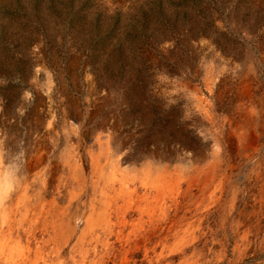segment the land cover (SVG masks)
Masks as SVG:
<instances>
[{"label": "rangeland", "instance_id": "374dc122", "mask_svg": "<svg viewBox=\"0 0 264 264\" xmlns=\"http://www.w3.org/2000/svg\"><path fill=\"white\" fill-rule=\"evenodd\" d=\"M0 150L48 262L264 264V0H0Z\"/></svg>", "mask_w": 264, "mask_h": 264}, {"label": "bare ground", "instance_id": "6f19581e", "mask_svg": "<svg viewBox=\"0 0 264 264\" xmlns=\"http://www.w3.org/2000/svg\"><path fill=\"white\" fill-rule=\"evenodd\" d=\"M3 143V142H2ZM78 143V142H77ZM80 144V143H79ZM77 145V144H76ZM81 145V144H80ZM84 145V143H83ZM87 145V144H86ZM91 146V145H89ZM78 148V147H77ZM84 148V147H83ZM7 149V148H6ZM10 150V149H9ZM77 151V150H76ZM82 151V150H81ZM80 151V152H81ZM7 152V151H6ZM105 152V151H104ZM78 154V153H77ZM13 155V154H12ZM85 156V155H84ZM24 157V156H23ZM77 157V156H76ZM43 159V158H42ZM83 160V159H82ZM108 161V160H107ZM49 162V161H48ZM55 162V161H54ZM39 163V162H38ZM62 163V162H61ZM41 164V163H40ZM44 164V163H43ZM90 164V163H89ZM96 164V163H95ZM29 165V164H28ZM31 165V164H30ZM35 165V164H34ZM42 165V164H41ZM54 166V165H53ZM66 166V165H65ZM89 166V165H88ZM31 167V166H30ZM45 167V166H43ZM34 168V166H33ZM45 169V168H44ZM49 169V168H47ZM82 169V168H81ZM37 170V169H36ZM43 170V169H42ZM70 170V168H69ZM67 171V170H66ZM71 172V171H70ZM31 173V172H30ZM48 173V172H46ZM67 173V172H66ZM73 173V172H72ZM71 174V173H70ZM119 174V173H118ZM112 175V174H111ZM121 175V174H120ZM163 175V174H162ZM37 176V175H36ZM53 176V175H52ZM149 176V175H148ZM134 177V176H133ZM138 177V176H137ZM153 177V176H152ZM38 178V177H37ZM58 178V177H57ZM65 178V177H64ZM75 178V177H74ZM77 178V176H76ZM75 178V179H76ZM112 178V177H111ZM181 178V177H180ZM56 179V178H55ZM66 179V178H65ZM68 179V178H67ZM72 179V178H71ZM29 180V178H28ZM102 180V179H101ZM114 180V179H113ZM131 180V179H130ZM26 181V180H25ZM110 181V180H109ZM121 181V180H120ZM133 181V180H132ZM159 181V180H158ZM155 180H147L142 182V185L147 184L149 188H153L154 186L159 187V182ZM51 182V180H50ZM65 182V181H64ZM100 182V181H99ZM103 182V181H102ZM122 182V181H121ZM180 182V181H178ZM25 183V182H24ZM97 183V182H96ZM120 183V182H119ZM123 183V182H122ZM163 183V182H162ZM58 184V183H57ZM110 184V183H109ZM138 184V183H137ZM32 185V184H31ZM134 185V184H133ZM27 186V185H26ZM48 186V185H47ZM105 186V185H104ZM135 186V185H134ZM137 186V185H136ZM135 186V187H136ZM168 186V185H167ZM101 187V186H100ZM140 187V185H139ZM157 187V188H158ZM161 187V186H160ZM175 187V186H174ZM23 184L22 180H20L16 189L9 193L4 188L0 187V264H67L66 261H58V262H48L49 256L42 251H36L34 253L31 248L30 239L27 235L26 239H23V235H21V229H28L33 232L34 227L36 226V220L39 222L46 217V213L43 211V201L39 197L35 200H30L27 198L26 194L22 191ZM107 188V187H106ZM45 189V188H44ZM137 189V188H136ZM163 189V188H162ZM48 190V189H47ZM92 190V189H91ZM158 190V189H157ZM62 191V190H61ZM38 192V191H37ZM111 192V191H110ZM178 192V191H177ZM176 192V193H177ZM45 193V191H44ZM62 193V192H61ZM70 193V192H69ZM79 193V192H78ZM107 193V192H106ZM118 193V192H117ZM134 193V192H132ZM142 193V192H141ZM65 194V193H64ZM74 194V193H73ZM111 194V193H110ZM116 194V193H115ZM120 194V193H119ZM122 194V193H121ZM125 194V193H124ZM148 194V193H147ZM156 194V193H155ZM162 194V193H161ZM173 194V193H172ZM180 194V193H179ZM157 195V194H156ZM63 196V195H61ZM68 196V195H67ZM97 196V195H96ZM143 196V195H142ZM152 196V195H151ZM53 197V196H52ZM65 197V196H64ZM70 197V195H69ZM117 197V196H116ZM157 197V196H156ZM177 197V195H176ZM32 198V197H31ZM60 198V197H59ZM62 198V197H61ZM114 198V197H113ZM164 198V196H162ZM179 198V197H178ZM46 199V198H45ZM48 199V198H47ZM66 199V198H65ZM80 199V198H79ZM116 199V198H115ZM130 199V198H129ZM140 199V198H139ZM152 199V198H151ZM154 199V198H153ZM168 199V198H167ZM180 199V198H179ZM156 200V199H155ZM69 201V199H68ZM154 201V200H153ZM47 202V201H46ZM163 202V201H162ZM181 202V201H180ZM215 202V201H213ZM99 203V202H98ZM97 203V204H98ZM47 204V203H46ZM57 204V203H56ZM107 204V202H106ZM105 204V205H106ZM122 204V203H121ZM150 204V203H149ZM48 205V204H47ZM58 206V205H56ZM83 206V205H82ZM160 206V205H158ZM227 206V205H226ZM48 208V207H47ZM229 208V207H228ZM60 209V208H59ZM78 209V208H77ZM161 209V208H159ZM166 209V208H165ZM201 209V208H200ZM96 210V209H95ZM75 211V210H74ZM101 211V210H99ZM104 211V210H103ZM130 211V210H129ZM162 211V210H161ZM219 211V210H218ZM71 212V211H70ZM105 212V211H104ZM83 213V212H82ZM60 214V213H59ZM102 214V213H101ZM106 214V213H105ZM117 214V213H116ZM76 215V214H75ZM63 216V215H62ZM108 216V214H107ZM149 216V215H148ZM152 216V215H150ZM149 216V217H150ZM158 216V215H157ZM73 217V216H72ZM75 217V216H74ZM45 219V218H44ZM71 220V219H70ZM56 221V220H55ZM72 221V220H71ZM82 221L83 227L80 229L79 235L76 239L75 245L80 249L73 250L74 253L76 251L80 255L81 263H84V255L85 252L81 248V244L83 241H86V236L92 235V232L101 229L106 230L110 223L109 220H106L98 214H94V216L87 215ZM220 221V220H219ZM228 221V220H227ZM241 221V220H240ZM42 222V221H41ZM58 222V221H57ZM148 222V221H147ZM29 223V224H26ZM161 223V221H160ZM220 223V222H219ZM78 218L72 222H67L66 224H57L52 225V233L54 234V239L62 238L65 242L72 236V232L76 227H78ZM112 224V223H111ZM156 224V223H155ZM159 224V223H158ZM46 228L49 227V223L45 224ZM44 225V226H45ZM149 225V224H148ZM160 225V224H159ZM42 226V227H44ZM119 226V225H118ZM243 226V225H242ZM36 228V227H35ZM39 228V227H38ZM106 228V229H105ZM155 229V228H154ZM224 230V229H223ZM24 231V230H23ZM39 231V230H38ZM35 232V231H34ZM102 232V231H101ZM107 232V231H106ZM117 232V231H116ZM31 233V232H30ZM40 233V232H39ZM143 233V232H142ZM23 234V233H22ZM36 234V233H35ZM132 233V230L130 231ZM149 234V233H148ZM37 235V234H36ZM47 235V234H46ZM145 235V234H144ZM44 236V235H43ZM134 236V235H133ZM49 237V236H48ZM31 238V237H30ZM105 238V237H103ZM102 238V239H103ZM147 238V237H146ZM44 239V238H43ZM144 239V238H143ZM33 240V239H32ZM49 240V239H48ZM101 240V239H100ZM99 240V241H100ZM130 239L126 237V242L128 243ZM61 241V242H64ZM102 241V240H101ZM54 242V241H53ZM64 242V243H65ZM45 243V242H43ZM51 243V242H50ZM125 243V242H124ZM88 245V244H87ZM102 245V244H101ZM107 245V244H106ZM36 246V245H35ZM43 246V245H42ZM40 246V247H42ZM65 246V245H64ZM123 246V245H122ZM104 247V246H103ZM109 247V246H108ZM68 248V247H67ZM71 248V247H70ZM63 249V248H62ZM69 250V249H68ZM71 250V249H70ZM69 250V251H70ZM90 250V249H89ZM31 251L33 252L31 254ZM57 251V250H56ZM131 251V250H130ZM129 251V252H130ZM48 252V251H47ZM104 252V251H103ZM121 252V251H120ZM165 252V251H164ZM238 252V251H237ZM64 253V252H63ZM73 253V254H74ZM95 253V252H94ZM101 253V252H100ZM116 253V252H115ZM128 253V252H126ZM56 254V253H55ZM92 254V253H91ZM165 254V253H164ZM65 254H63L64 256ZM98 255V252H97ZM124 255V254H123ZM54 256V254H53ZM75 256V255H74ZM163 256V255H162ZM67 257V256H66ZM98 257V256H96ZM85 259V258H84ZM168 259V258H167ZM54 260V259H53ZM74 260V259H73ZM87 260V259H86ZM158 260V259H157ZM165 260V258H164ZM89 261V260H88ZM101 263V262H100ZM242 263V262H241Z\"/></svg>", "mask_w": 264, "mask_h": 264}, {"label": "clouds", "instance_id": "9594fccd", "mask_svg": "<svg viewBox=\"0 0 264 264\" xmlns=\"http://www.w3.org/2000/svg\"><path fill=\"white\" fill-rule=\"evenodd\" d=\"M22 164L18 157L9 156L0 150V187L13 192L18 186L22 175Z\"/></svg>", "mask_w": 264, "mask_h": 264}]
</instances>
